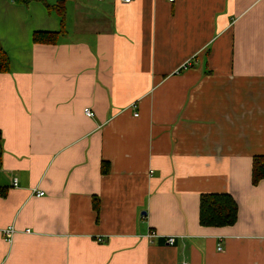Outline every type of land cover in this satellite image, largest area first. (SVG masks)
<instances>
[{
    "label": "crops",
    "instance_id": "crops-1",
    "mask_svg": "<svg viewBox=\"0 0 264 264\" xmlns=\"http://www.w3.org/2000/svg\"><path fill=\"white\" fill-rule=\"evenodd\" d=\"M0 45V264H264V0H0Z\"/></svg>",
    "mask_w": 264,
    "mask_h": 264
},
{
    "label": "trees",
    "instance_id": "trees-1",
    "mask_svg": "<svg viewBox=\"0 0 264 264\" xmlns=\"http://www.w3.org/2000/svg\"><path fill=\"white\" fill-rule=\"evenodd\" d=\"M34 0H13L18 4L27 5ZM59 33L36 32L32 41L39 44H53ZM10 60L0 45V74L8 73ZM102 174L108 173V164H102ZM264 180V156L253 157L251 168V183L256 186ZM4 196L5 193H0ZM96 201V199H94ZM98 209V208H97ZM238 206L229 195L202 194L199 199V224L202 227L232 226L237 220Z\"/></svg>",
    "mask_w": 264,
    "mask_h": 264
},
{
    "label": "built area",
    "instance_id": "built-area-1",
    "mask_svg": "<svg viewBox=\"0 0 264 264\" xmlns=\"http://www.w3.org/2000/svg\"><path fill=\"white\" fill-rule=\"evenodd\" d=\"M98 1H102V0H98ZM121 1H122L123 3L128 4V3H130L131 0H121ZM169 1H170L171 3L174 2V0H169ZM190 67H191V63L187 62V63H185V64L182 66L181 71H186V70L189 69ZM84 115H85L86 117H88V118H91V117L94 116L93 112H92L91 110H89V109H84ZM134 116L137 117V114H135ZM43 195H44V193L41 192V191L35 193V196H36V197H42ZM1 233L7 238V240H8L9 242H11V241H12V237H13V235L15 234V229H14L13 227H8V228H6V229H3V230L1 231ZM26 233H29V231L27 230ZM148 237H149V238H153V237H155V233H152V232H151V233L148 235ZM167 243L170 244V245H172V244L174 243V238H172V237L168 238V239H167ZM221 249H222V248H221V245L218 244L217 250H218V251H221Z\"/></svg>",
    "mask_w": 264,
    "mask_h": 264
}]
</instances>
